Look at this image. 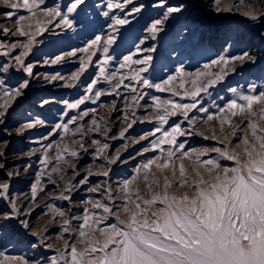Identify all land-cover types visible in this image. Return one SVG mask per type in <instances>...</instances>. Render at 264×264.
I'll return each mask as SVG.
<instances>
[{"label":"snow or ice","instance_id":"6c2138e0","mask_svg":"<svg viewBox=\"0 0 264 264\" xmlns=\"http://www.w3.org/2000/svg\"><path fill=\"white\" fill-rule=\"evenodd\" d=\"M211 3L222 20L227 13L264 24V0ZM200 7L192 0H0V133H37L23 157L30 162L14 170L11 140L0 138V264H264V83L225 86L264 61L250 50L264 33L247 38L249 50L224 52L194 71L179 53L174 69L154 59L173 21L185 18L184 39L205 24L195 15ZM138 18L145 20L139 32ZM45 34L60 47L37 57ZM73 59L68 74L34 71ZM16 74L23 78L12 83ZM33 80L72 94L41 98L39 108L55 112L28 115L10 130ZM142 124L149 130L133 136ZM195 137L213 143L193 146ZM85 156L92 163L81 167ZM130 161L128 174L117 171ZM32 169L28 192L14 193L13 182ZM81 191L87 195L77 203ZM18 245L51 255H11Z\"/></svg>","mask_w":264,"mask_h":264},{"label":"rangeland","instance_id":"374dc122","mask_svg":"<svg viewBox=\"0 0 264 264\" xmlns=\"http://www.w3.org/2000/svg\"><path fill=\"white\" fill-rule=\"evenodd\" d=\"M53 0H48V3L51 4ZM89 4L100 3L101 0H87ZM150 2V0H149ZM202 7L196 10L195 15L198 19H204L205 24L200 25L196 24L193 27L196 29L194 35H192L188 39H184V33L181 32L182 25L186 22L184 17L179 18L176 21H173L171 24V31L168 35L162 39L158 45V52L154 59L158 64H166L169 69H174L176 67L171 61L176 60L177 53H179V60L182 61L188 71H194L197 68H201L203 64L207 63L210 59L215 58L216 56L229 52L233 55L237 54L241 50H249L247 44L249 43L248 37L254 35L255 33H264V24L260 22H251L247 21L244 17L233 14H222L227 19H221L214 12H212V3L211 0H192ZM212 12L211 17H207L205 14ZM153 17L156 13L153 11L150 13ZM92 18L95 20V13H92ZM102 19V18H101ZM139 19V18H138ZM5 23L2 19H0V24ZM99 21L97 22V27L99 26ZM135 30L139 32L142 26L145 24L144 19H139V23L136 21L132 22ZM176 32H180L179 38H173V34ZM162 36L164 34H161ZM239 35H244L245 40L243 42H239L237 37ZM252 47L251 51L254 54H264V42L259 39H255L251 41ZM232 45V47H229ZM176 47V53H173L171 60L167 58V51L170 50L171 47ZM60 47L58 42L52 40L50 34H45V43L41 46V51L36 53L37 57H40L45 54H49L55 52L57 48ZM65 50H67L65 48ZM76 61L73 59L64 65L52 66L48 67H38L34 71L44 73L46 71H59L64 74H68L74 70V66ZM264 66V61H259L255 68L245 67L240 70L239 74H235L230 76L227 81H225V86H235L241 85L246 86L248 82H256V83H264V80L258 79L260 76V67ZM22 74H16L12 77L11 82L16 83L20 79H22ZM72 94L70 89H61L59 87H53L48 85L40 80H33L30 84V87L24 98L19 100L17 103L15 110L11 112L10 118L7 122V126L10 130H14L18 123H22L24 118L28 115H35L40 113L42 115H50L55 112V107L52 109L45 108L41 110L39 108V101L41 98H49L50 96H66ZM220 94L224 95V90L220 89ZM150 125L142 124L138 125L135 128V131L132 133L133 136H138L144 131H148ZM37 133H31L28 136L23 138L21 137H4L2 133H0V138L10 139L11 143L9 144L7 150V167L9 170H14L17 167H23V165L29 163L30 161L24 157V153L28 151L29 142L31 137L36 135ZM193 146H201V145H209L213 142L202 140L200 137L193 138L192 141ZM115 147H120L119 144H115ZM138 149V146H136ZM0 150H3L2 146H0ZM132 154L135 155V151L130 149ZM127 159V156H125ZM139 158H137L138 160ZM3 162V161H0ZM31 162L35 168V158H32ZM92 163L91 157L85 156L81 167H85L87 164ZM99 163V161H97ZM135 167L134 162H129L128 165H122L120 169L117 171H121L122 174H128L131 169ZM4 173L0 170V177H3ZM69 178L71 173L68 174ZM35 170H29V172L25 175L23 172L21 176L13 182V192H28V185L31 180L34 179ZM49 191H51V186H49ZM87 194L83 191L79 192L75 197V202L79 203L81 198L85 197ZM40 203L43 204L44 200L41 199ZM59 204H62L65 208L68 207L67 202L58 201ZM39 215V210L33 216V222L37 227H40V224L36 221V216ZM11 248V245L9 246ZM11 255H21L25 254L29 257L39 256L41 254L51 255V253H46L45 250H31L26 245H18L17 247L11 250Z\"/></svg>","mask_w":264,"mask_h":264}]
</instances>
